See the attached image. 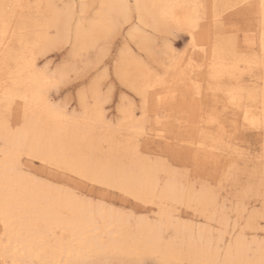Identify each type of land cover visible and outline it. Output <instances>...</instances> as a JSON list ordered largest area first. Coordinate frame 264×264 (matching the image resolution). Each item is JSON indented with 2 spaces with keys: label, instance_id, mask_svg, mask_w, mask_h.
<instances>
[{
  "label": "snow or ice",
  "instance_id": "6c2138e0",
  "mask_svg": "<svg viewBox=\"0 0 264 264\" xmlns=\"http://www.w3.org/2000/svg\"><path fill=\"white\" fill-rule=\"evenodd\" d=\"M106 7L0 2V264H264V0L164 6L191 37L184 52L169 51L172 59L167 63L176 68L171 74H178L176 86L195 102L200 127L211 126L202 132L210 148L202 140L194 155L182 151L181 122L170 125L172 117L162 118L161 106L153 105L156 91L170 87L168 72L153 71L148 60L141 81L129 85L117 69L119 84L140 98L138 118L129 125L126 118L134 100L120 96L121 116L112 127L126 134L121 152L159 166L158 156L145 155L142 147L155 140L160 154H167V174L159 176L155 190L145 171L129 168L112 151L97 150L89 139L72 141L51 131L80 119L57 98L78 67L73 61L78 48L72 46V54L60 64L38 62L34 26L54 13L68 26V39L75 36L78 44L82 34L101 23L97 9ZM120 7L125 21L131 18L137 29L144 24L142 16L139 22L135 19L139 4ZM209 8L215 44L210 52L200 48L203 55L197 59L198 34L208 22ZM257 19L258 32L252 30ZM257 78L261 86L254 89ZM115 89L103 64L83 82L80 107L94 113L90 127L106 122L104 109L116 103ZM177 95L172 93L173 100ZM254 96L258 104L251 102ZM191 111L187 108L185 114ZM21 113L23 123L18 120ZM257 132L258 142L253 139ZM172 173L183 177L179 186L170 185ZM116 195L137 204L151 201L162 210L170 207V212L167 218L158 212L147 234L108 228L109 217L147 219L115 207L110 198ZM253 200L261 206L254 207ZM209 205L222 227L204 246L202 257L193 258L191 248L176 243L177 209L198 211ZM53 219L65 226L50 227Z\"/></svg>",
  "mask_w": 264,
  "mask_h": 264
},
{
  "label": "bare ground",
  "instance_id": "6f19581e",
  "mask_svg": "<svg viewBox=\"0 0 264 264\" xmlns=\"http://www.w3.org/2000/svg\"><path fill=\"white\" fill-rule=\"evenodd\" d=\"M2 2V0H0ZM7 2H15V0H7ZM25 3H53V4H77V3H87L94 5H109L104 9H97L100 13L99 19L101 23L95 27H92L91 31L86 34H82L79 43L75 39V36L71 40L68 39V26L65 25L63 21L54 18L46 21L42 24L35 25L36 36L34 38L33 44L36 47V52L40 58L46 57L48 54L61 50L67 46H70V55L72 54V46L78 48V55L73 56V61L81 59L84 65L83 75L85 76L89 71L97 68L104 59L109 55L112 45L117 37L123 35V44L117 54L116 60L114 62V74L119 81V77H123L124 81L129 85L138 84L141 78L145 75V70L148 65V60L152 61V70L158 72L160 75H164L165 72L169 73L170 87L168 89H162L156 91V95L153 96L152 102L154 104H159L160 106L167 103L180 104V113H185L187 108H191L192 111L188 113L186 119H179L174 117V122L179 120L184 129V133L181 138V150L191 151L193 155L195 154L194 149L198 147L200 142L204 140L206 147H211L208 142L207 135L202 136V132L207 133L211 126H206L201 128L199 121L197 119V113L195 112V102L184 96V89L178 88L174 83L178 79L177 75H171L176 72L174 65L167 63L171 61V57L168 55L169 51H175L182 53L188 48L191 43V37L186 30H180L177 27L175 21L171 20L172 10L164 7L165 5L175 4V3H202L205 5H212L215 3L219 4H236L244 3L245 0H24ZM255 2V0H251ZM139 4L141 7L136 11L135 19L139 22L141 16L144 19V24L137 29L131 23V18L129 20H124V9L121 5ZM224 15L231 16L226 10H221ZM87 15V11H85ZM95 17L96 13H92ZM179 16V14H177ZM175 29V31H173ZM74 31V28L72 29ZM252 30L258 32L259 22L258 19L256 23L252 25ZM174 32L185 33L189 37V42L187 47L182 51H177L173 43L165 38L164 44L160 46V50L156 53L158 49L156 44V35L164 34L171 35ZM199 44L197 45V50L195 56L199 59L203 53L199 50L200 48L210 49L215 44V30L214 25L211 20V9L209 8V18L207 23H202L201 32L198 34ZM136 49V50H135ZM189 55H193L189 52ZM119 68V77L118 71ZM77 69L74 71L76 72ZM107 74L108 71L105 68ZM261 86V81L257 78L252 82V87L254 89H259ZM129 89V88H128ZM130 90V89H129ZM179 92V95L173 100L172 93ZM162 97V98H161ZM79 102V112L76 110L70 111L65 104L66 109L69 113H79L80 119L78 121H68L60 126L54 127L51 131L54 135L64 136L72 141H82L89 139L92 146L97 150L104 151L108 149L115 153L117 156L123 159V162L131 169L142 170L146 172V180L152 183V187L155 190L158 182L159 176L162 174H167V169L163 166V159L159 154L156 155L148 147L146 142L142 147L145 151V155L151 153L153 156H158L161 160V164L157 166L152 162H146L135 158L134 155L122 153L120 144L123 140V135L120 134L118 130L112 125L114 123H119L120 112L118 111V116L115 119L109 118L106 112V107L104 109V119L105 123L97 124L94 127H90V121L94 119V113L91 111H85L80 107V97L78 96ZM253 104H258V96H254L252 101ZM161 109V108H160ZM138 108L133 104L129 109V114L126 118L127 124H131L134 119L138 118ZM170 117V116H169ZM23 113L20 114L18 120L23 123ZM163 118V117H162ZM183 121V122H182ZM188 124V125H187ZM172 126H176V123H171ZM259 134V133H258ZM152 142H157L153 140ZM158 143V142H157ZM173 167H176L173 165ZM183 177L178 173H172L168 175V181L171 186H179ZM162 190V189H161ZM135 202V201H133ZM136 203V202H135ZM164 203V202H162ZM144 206L150 207L147 209L151 212V215H137L139 217H145L147 219H132L131 221L123 219H113L108 218L106 226L108 228H115L124 233H130L132 235H142L147 234L151 231L152 224L154 223V217H156L158 212L164 211L165 217L167 218L168 212H170V207L161 209L159 205L154 204L149 201L144 204ZM185 210H190L184 207ZM182 209V210H183ZM182 210L177 209V221L174 225V231L176 232L177 240L176 243L180 247L191 248L193 251V258H201L203 254V248L216 234L215 231L208 225H198L193 219H186L182 214ZM99 213V210H98ZM193 217L198 214L200 218L202 217L208 223L217 222L221 225L219 218L217 217L213 208L205 206L200 208L198 211H192ZM201 218V219H202ZM196 221V220H195ZM211 225V224H210ZM65 225L63 222L53 219L50 222V227L52 228H62ZM216 226V225H215ZM215 226L213 227L215 229ZM222 226V225H221ZM223 227H227L223 225ZM221 229V228H220ZM218 235V234H217ZM257 259L259 256L257 255Z\"/></svg>",
  "mask_w": 264,
  "mask_h": 264
},
{
  "label": "rangeland",
  "instance_id": "374dc122",
  "mask_svg": "<svg viewBox=\"0 0 264 264\" xmlns=\"http://www.w3.org/2000/svg\"><path fill=\"white\" fill-rule=\"evenodd\" d=\"M132 1V0H130ZM231 14V13H230ZM232 15V14H231ZM231 17V16H230ZM126 31H124L125 35ZM123 35L119 36L115 39L114 44L111 47L110 53L109 55L104 59V61L101 63L104 65V68L107 69L108 71V76H110L112 78V81L114 84H116V89H115V93H114V99L116 101V103H110L106 106V112L107 115L109 116V118H113L116 120L117 116H118V105H119V99L121 95H125V96H130L133 97L134 100V104L137 106V108H139L140 106V98L138 96H133L132 92L128 89L123 87L122 85L119 84V81L117 79V77L114 74V62L116 60L117 54L123 44ZM165 38L169 41H171L174 45V47L177 49V51H182L187 47V44L189 42V37L187 34L185 33H178V32H174L171 35H164V34H157L156 35V44L158 49H156V53H158V51L160 50V46H162L164 44ZM70 46H67L61 50H56L50 54H48L46 57L40 58V61H47L50 64H60L61 62L65 61L69 56H70ZM136 50V49H135ZM78 61V67L76 68V72H73V78L72 80L65 84L59 93H57V98L59 101H64L65 104L67 105V108L72 111V110H76L77 112H79V102H78V96H79V92H80V87L83 85V82L93 73L96 71V69L100 66H98L97 68L92 69L91 71H89L85 76L83 75V68L84 65L81 62V59L76 60ZM75 61V62H76ZM154 106L159 105V104H154ZM160 112L159 114L161 115V117H164L165 115L172 117V119H170L168 121V123L171 125V123H175L174 117H178L180 120L181 119H186L188 114L186 115L185 113L181 112L180 113V104H175V103H167L165 105H162L160 107ZM183 122V121H182ZM188 125V124H187ZM258 137L259 134L258 132L255 134V136L253 137V139H256L258 142ZM148 147L150 148V151H152L153 153H155L156 155H160L163 159H167V154H160V144L159 142H152L147 144ZM153 154V155H155ZM176 166V165H174ZM112 201V204L117 207H126L128 209H131L132 211H134L135 214L137 215H151V212H148L147 209H149L150 207L148 206H144L142 204H137L131 200L125 199L120 197L119 195L113 196L110 198ZM252 204L254 207L259 208L260 202L258 200H253ZM182 214L184 215V218L186 219H193V221L196 224H200V225H208L215 231V235H217L220 231V228L222 227L221 225H219L217 222H212V223H208L207 221H205L202 217V219L200 218V216H198V214H195L196 216L193 217V213L191 210H182ZM196 220V221H195ZM211 224V225H210ZM216 225V226H215ZM215 226V229L213 228ZM259 235V234H258Z\"/></svg>",
  "mask_w": 264,
  "mask_h": 264
}]
</instances>
